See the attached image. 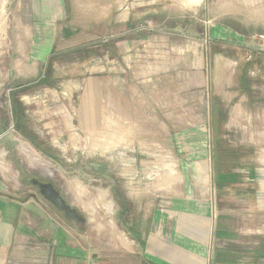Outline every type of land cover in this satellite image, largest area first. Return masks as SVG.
Returning a JSON list of instances; mask_svg holds the SVG:
<instances>
[{"label": "rangeland", "instance_id": "374dc122", "mask_svg": "<svg viewBox=\"0 0 264 264\" xmlns=\"http://www.w3.org/2000/svg\"><path fill=\"white\" fill-rule=\"evenodd\" d=\"M12 2L0 0V77H3L4 67L6 72L5 80L0 81V117L1 121H10L12 115L14 123L8 136L10 140L5 145L8 155L14 157L16 196L20 199L32 198V206L26 211L35 223L43 219V222H38L40 227L37 229L47 236L44 240L52 241L53 246H61L67 239L70 245L83 250L80 254L85 264H146L143 258L146 254V235L156 233L163 240L175 237L170 225L183 213L176 212L172 205H179L178 199L192 198L195 204L210 202L212 207L210 225L202 233L205 246L199 264H210L216 252H226L233 263L264 264V208H259L258 225L252 222L258 228L250 232L246 230L252 226L250 221L243 222L249 212L238 204V200L244 197H238V191L234 194L233 187L216 190L213 186V174L221 169L230 172L242 167L241 164L263 166L264 0H221L204 8V2H201L202 6L195 11L196 24L206 31L212 29L206 27L223 22L243 35L245 42L244 46H234L232 41L238 38L235 33L211 34L203 30L202 34L187 36L191 40L203 39L204 42L221 37L224 39L220 40L226 44L209 45V52L214 51L215 58L212 54H205L201 67L206 80L200 94L204 103L198 105L204 107L207 97H215L212 99L219 105V114L213 127L211 117L204 115L201 140H198L197 133L189 131V145H184V148L180 146L182 141L185 142L180 133L146 134L135 138L131 135L125 137V141L117 142L120 139L117 135L106 136L105 122L102 123L103 128L98 124L91 132H80L77 128L70 138L64 136L41 141V136L35 133L39 132L35 128V116L26 114L24 105L52 104L57 97L59 100L63 96L69 97L70 93L63 90L62 85L69 88L77 86L80 82L79 69L72 68L66 73L57 71L54 78L48 76L39 80L43 63L30 59L26 38H19L20 34L13 31V20L9 14L14 7ZM218 2L221 7H215ZM105 41L107 39L102 42ZM119 42L118 45L121 44ZM161 57L153 53L150 58L158 62L163 61ZM244 74L246 81L243 83ZM238 75L240 78L237 79ZM70 76L75 77L72 84L62 81L70 80ZM54 81L60 82L56 88L52 87ZM41 84H46L44 87L51 89L53 94L43 92L42 87L38 88L41 91L34 93ZM239 88L244 91V96L235 95V90ZM26 89L31 94L19 101L18 92ZM15 103L22 108L18 117H13L18 109ZM237 103L251 109L253 118L249 135L244 133L243 128L227 124L228 115ZM2 139L3 133L0 134ZM231 147L238 149V154L232 152ZM24 151L31 152L32 157L28 159ZM203 155L208 161L204 179L198 176L197 169L199 156ZM242 156L244 159H240ZM178 159L186 161L190 170L186 169V164L184 169V164ZM185 182L190 185L192 196L184 191ZM257 182L262 184L258 178ZM202 187L208 191L207 195H202ZM260 195L257 196L258 203H264V196L261 198ZM169 209L174 211L168 212L173 216L169 218L174 219L164 228L156 229L153 222L156 212ZM223 219L227 220L230 230L220 233L219 237L215 231ZM64 231L67 237L63 240L61 235ZM181 231L186 234V230ZM52 233L56 238H52ZM197 237L199 240L200 236ZM35 238L40 240L38 236ZM180 240L181 254L188 251L189 255H194L195 248L196 253L200 251L196 247L198 241L192 239L188 242L186 237ZM167 248H174L168 253L174 254L176 259L175 239L161 247L163 251Z\"/></svg>", "mask_w": 264, "mask_h": 264}, {"label": "crops", "instance_id": "0c3cea01", "mask_svg": "<svg viewBox=\"0 0 264 264\" xmlns=\"http://www.w3.org/2000/svg\"><path fill=\"white\" fill-rule=\"evenodd\" d=\"M217 1L221 0H13L14 7L9 13L13 20L12 29L20 34L17 35L19 38H26L30 59L43 63L39 80L48 76L54 78L55 72L66 73L72 68H78L80 74L77 86L69 88L62 85L71 99L68 95L61 100L55 98L57 101L52 104L24 105L25 113L35 116V128L39 131L35 133L41 136L39 139L70 138L75 133L74 129L91 132L98 124L103 128L102 123L105 122L106 136L117 135L120 137L117 142H123L131 135L135 138L146 134L180 133L185 140L180 146L188 147L189 131L197 133L198 140H201L203 116L211 117L213 127L219 114V105L213 101L215 97H207L204 107L198 105L204 103L200 94L206 80L201 67L205 54L215 56L214 51L209 52V45L226 43L220 40L221 37L204 42L203 39L191 40L187 36L202 34L203 30L211 34L235 33L238 38L233 39L234 46H244L245 42L243 35L223 22L206 27L212 28L210 32L196 24L195 11L202 6L200 3L204 2V8ZM215 7H221L220 2ZM243 15L246 18L245 12ZM103 39L107 41L102 42ZM118 42L121 44L118 45ZM153 53L162 55L163 61L152 60ZM214 58L209 59L214 61ZM184 68L190 71L186 72ZM5 74L4 67L3 77ZM238 76L237 79L240 78ZM3 77L0 81L5 80ZM73 78L70 76V80L62 81L72 84ZM54 82L52 87L56 88L60 82ZM44 86L46 84L37 86L34 93L42 90L53 94ZM39 87H42L41 90ZM241 90H235V95L244 96ZM18 93L19 101L31 94L27 89ZM250 110V107L234 104L227 124L243 128L244 133L249 135L253 118ZM10 118V121H1L0 117V134L3 133L4 138L0 140V264H85L80 254L83 250L70 245L65 231L61 239L64 237L66 240L63 239L65 243L61 246H53L52 241L44 240L47 236L37 229L40 227L38 222H43V219L35 223L26 211L32 206V198L20 199L16 196L14 157L8 155L5 145L10 140L14 123L12 115ZM231 151L238 154V149L231 147ZM199 158L198 176L204 179L208 161L204 155ZM261 158L264 159V152ZM240 159H244L243 156ZM178 160L185 169L186 161ZM186 165V169L190 170V165ZM241 166L236 171L221 169L214 173L213 186L216 190L233 187L234 194L238 191V197H244L238 200L239 207L249 212L247 217L239 212L244 216L243 222L250 221L252 225L254 221L258 225L259 208H264V203H258L257 198L258 194L261 198L264 196V162L262 167H254L253 164ZM188 178L191 179V175ZM257 178L262 184H258ZM184 189L187 195L192 196L193 191L186 182ZM200 191L202 195H207L206 188L202 187ZM178 200L177 204H180L172 206L183 216L170 225L175 237L163 240L156 233L146 235V254L143 256L146 264H164L165 261L180 264L178 260L185 264L200 263L199 257L204 255L205 246L202 233L210 225L212 207L210 202L195 204L192 198ZM173 209L156 212L153 219L156 229L164 228L174 219L169 218ZM227 225L226 219L220 220L215 233L220 237V233L230 230ZM257 228L252 225L246 230L253 232ZM181 229L186 230V234ZM36 236L40 240H36ZM51 236L56 238L54 233ZM197 236H200L199 240ZM185 237L188 242L192 239L198 241L196 247L200 251L196 253L195 248L194 255H189L188 251L181 254L180 238ZM174 239L176 259L174 254L168 253L174 248L161 249ZM210 264L237 263L229 261L226 252H216Z\"/></svg>", "mask_w": 264, "mask_h": 264}, {"label": "trees", "instance_id": "16d2710c", "mask_svg": "<svg viewBox=\"0 0 264 264\" xmlns=\"http://www.w3.org/2000/svg\"><path fill=\"white\" fill-rule=\"evenodd\" d=\"M242 82L244 83L245 81H246V76H245V74L244 75H242ZM15 105H17V110L14 112V115H13V117H18V116H20L21 115V113H22V108L20 107V104H18V103H15Z\"/></svg>", "mask_w": 264, "mask_h": 264}, {"label": "bare ground", "instance_id": "6f19581e", "mask_svg": "<svg viewBox=\"0 0 264 264\" xmlns=\"http://www.w3.org/2000/svg\"><path fill=\"white\" fill-rule=\"evenodd\" d=\"M24 152H26L25 154H26V156H27L28 159H29L30 157H32V156H31V152H29V151H24ZM34 159L36 160L35 157H34Z\"/></svg>", "mask_w": 264, "mask_h": 264}]
</instances>
